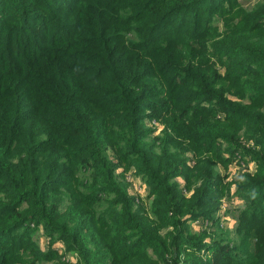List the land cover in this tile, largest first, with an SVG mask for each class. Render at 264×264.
<instances>
[{
    "label": "trees",
    "instance_id": "1",
    "mask_svg": "<svg viewBox=\"0 0 264 264\" xmlns=\"http://www.w3.org/2000/svg\"><path fill=\"white\" fill-rule=\"evenodd\" d=\"M0 264H264V0H0Z\"/></svg>",
    "mask_w": 264,
    "mask_h": 264
},
{
    "label": "rangeland",
    "instance_id": "2",
    "mask_svg": "<svg viewBox=\"0 0 264 264\" xmlns=\"http://www.w3.org/2000/svg\"><path fill=\"white\" fill-rule=\"evenodd\" d=\"M258 1L259 0H239V3H241V5L244 6L245 8H250L252 6H255L258 3ZM219 170H220L221 174L224 176V182H230V181H233V182L236 181L237 182L238 179H240V177H241L242 170L233 164H230L227 169L219 167ZM249 170L252 171L253 167L250 166ZM132 180H133V183L130 186V192L132 194L139 195L142 198H144L146 195H148L149 190L145 185H143L139 180H135V179H132ZM231 189H234V187H231ZM240 204L241 203H239V201H236V202L224 201L222 210L225 213L227 210L233 209V207H230L231 205L234 207H239ZM223 215H225V214H223ZM236 223H237L236 213H232L231 211L229 212V214H227V217L222 218V224L225 227L229 228V230H233V226ZM199 225H200V222L194 223L191 226L192 230H198V228L200 227ZM231 236L233 238H235L234 230L231 233ZM36 240L39 243V246L42 249H45L46 239L41 235V233H37Z\"/></svg>",
    "mask_w": 264,
    "mask_h": 264
}]
</instances>
